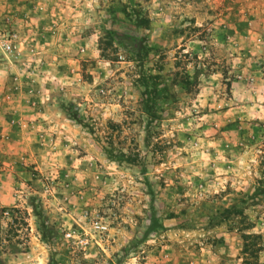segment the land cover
Masks as SVG:
<instances>
[{"label": "rangeland", "instance_id": "obj_1", "mask_svg": "<svg viewBox=\"0 0 264 264\" xmlns=\"http://www.w3.org/2000/svg\"><path fill=\"white\" fill-rule=\"evenodd\" d=\"M7 32L0 264H264V0H0Z\"/></svg>", "mask_w": 264, "mask_h": 264}, {"label": "crops", "instance_id": "obj_2", "mask_svg": "<svg viewBox=\"0 0 264 264\" xmlns=\"http://www.w3.org/2000/svg\"><path fill=\"white\" fill-rule=\"evenodd\" d=\"M17 89L10 87V81L0 76V124H4L1 132L8 135L6 140H0V207L20 205V190L16 187L20 182L16 180L19 164L17 157L28 144L27 138L20 137L23 129L8 126L6 119L29 117L34 111L29 107V99L19 93L21 88Z\"/></svg>", "mask_w": 264, "mask_h": 264}, {"label": "built area", "instance_id": "obj_3", "mask_svg": "<svg viewBox=\"0 0 264 264\" xmlns=\"http://www.w3.org/2000/svg\"><path fill=\"white\" fill-rule=\"evenodd\" d=\"M20 40L17 38L15 32H7L6 34H2L0 36V49L6 55L15 56L16 52H18V45ZM4 137V134L0 133V139ZM9 213V209L6 207L0 208V216L7 217ZM105 228L104 224H101L99 221H92L90 224V229L95 232H100ZM85 232V231H84ZM64 236L71 239L74 243L79 244L80 247H84L88 239L85 234H73L71 231H66Z\"/></svg>", "mask_w": 264, "mask_h": 264}]
</instances>
